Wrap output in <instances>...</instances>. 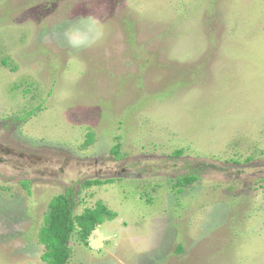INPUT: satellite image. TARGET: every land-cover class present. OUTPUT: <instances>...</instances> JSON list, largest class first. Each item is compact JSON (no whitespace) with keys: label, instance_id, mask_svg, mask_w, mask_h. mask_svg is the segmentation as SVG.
Here are the masks:
<instances>
[{"label":"rangeland","instance_id":"obj_1","mask_svg":"<svg viewBox=\"0 0 264 264\" xmlns=\"http://www.w3.org/2000/svg\"><path fill=\"white\" fill-rule=\"evenodd\" d=\"M70 187L69 264H264V0H0V264Z\"/></svg>","mask_w":264,"mask_h":264},{"label":"trees","instance_id":"obj_2","mask_svg":"<svg viewBox=\"0 0 264 264\" xmlns=\"http://www.w3.org/2000/svg\"><path fill=\"white\" fill-rule=\"evenodd\" d=\"M1 63L3 65L8 64L5 58L1 60ZM35 110L28 111L27 114H31ZM92 140L93 132L88 131L83 146H87ZM119 147L120 142L118 141L112 145L109 151L119 156ZM182 152V149H176L172 153L181 155ZM197 179L198 177L192 173L177 176L171 186L172 189L181 192L184 186L195 182ZM110 181L112 179L85 180L82 182V186L100 185ZM22 183L28 189L27 181ZM74 204V194L71 187L50 199L43 224L37 234L38 242L43 246L40 257L44 264H69L72 253L69 242L72 235L75 233L76 239L88 246V238L95 227L106 219H113L117 215L100 200H97L92 207L84 208L79 214L74 213Z\"/></svg>","mask_w":264,"mask_h":264},{"label":"flooded vegetation","instance_id":"obj_3","mask_svg":"<svg viewBox=\"0 0 264 264\" xmlns=\"http://www.w3.org/2000/svg\"><path fill=\"white\" fill-rule=\"evenodd\" d=\"M5 152L8 153V152H7V149H5Z\"/></svg>","mask_w":264,"mask_h":264}]
</instances>
